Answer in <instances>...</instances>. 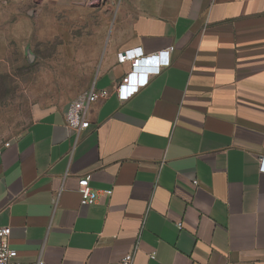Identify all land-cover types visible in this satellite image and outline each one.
<instances>
[{
	"label": "crops",
	"instance_id": "crops-1",
	"mask_svg": "<svg viewBox=\"0 0 264 264\" xmlns=\"http://www.w3.org/2000/svg\"><path fill=\"white\" fill-rule=\"evenodd\" d=\"M47 4L110 17L89 86L108 97L78 136L65 127L71 102H37L0 142V227L16 259L264 264V0H0L11 28L0 37L33 34ZM133 49L168 51L169 64L120 101L130 63L117 55ZM85 175L112 194L81 205Z\"/></svg>",
	"mask_w": 264,
	"mask_h": 264
},
{
	"label": "rangeland",
	"instance_id": "rangeland-1",
	"mask_svg": "<svg viewBox=\"0 0 264 264\" xmlns=\"http://www.w3.org/2000/svg\"><path fill=\"white\" fill-rule=\"evenodd\" d=\"M89 5H43L33 34L24 25L0 37V142L27 127L33 103L67 105L91 85L111 19ZM0 26L11 31L5 22Z\"/></svg>",
	"mask_w": 264,
	"mask_h": 264
},
{
	"label": "built area",
	"instance_id": "built-area-1",
	"mask_svg": "<svg viewBox=\"0 0 264 264\" xmlns=\"http://www.w3.org/2000/svg\"><path fill=\"white\" fill-rule=\"evenodd\" d=\"M169 52L160 51L152 55H144L140 49L124 51L117 55L119 63L129 62L130 70L115 87V93L120 101H126L132 97L139 88L146 85L148 79L157 75L160 70L169 64ZM108 92L105 89L96 90L91 86L78 99L72 101L66 108L64 120L65 127L73 134L78 136L82 131L89 128V109L98 102L106 99ZM4 146H8L6 143ZM260 171L264 172V158L260 159ZM193 184H196L194 182ZM78 193L80 204L93 205L102 197L110 196L111 190H96L90 186V176L85 175L78 180ZM178 228L181 227L179 223ZM10 235L9 227H0V264H45L38 259L32 263L19 262L17 252L10 249L8 238ZM135 251L124 255L118 262L110 264H133ZM151 259L154 258L152 254Z\"/></svg>",
	"mask_w": 264,
	"mask_h": 264
}]
</instances>
